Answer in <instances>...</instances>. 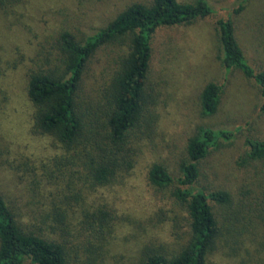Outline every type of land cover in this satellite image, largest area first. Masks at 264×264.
Wrapping results in <instances>:
<instances>
[{
    "label": "rangeland",
    "instance_id": "1",
    "mask_svg": "<svg viewBox=\"0 0 264 264\" xmlns=\"http://www.w3.org/2000/svg\"><path fill=\"white\" fill-rule=\"evenodd\" d=\"M142 1L16 0L8 10L0 8V193L24 206V221L30 209L45 211L52 199L59 203L61 191L74 189L68 186L71 167L66 162L59 165V179L48 180L49 173L58 170L54 159L64 153L52 137L33 127L25 91L27 60L38 45L48 47L58 32L67 30L82 39L104 28L132 2ZM207 1L215 10L212 17L165 29L154 41L150 78L156 86L150 91L153 99L149 105L155 123L149 136L139 137L140 155L132 170L105 188L83 187L77 182L81 191L63 200L62 207L69 205L67 220L73 236L79 229L82 208L106 207L117 215V225L95 251V264H140L143 248L163 244L165 250H172L186 243L187 214L176 202L173 186L154 187L146 174L158 164L177 177L179 163L186 160L187 139L206 127L232 130L236 138L221 143L198 163L196 186L206 193L227 192L230 197L229 205L211 204L221 234L209 261L264 264V159H249L245 144L246 139L264 141L262 100L257 85L240 71L225 75L214 26L217 19L231 15L248 63L263 71L264 0H248L238 14H234L238 0ZM126 44L127 40L104 45L91 57L81 85L86 102L102 98ZM208 82L222 85V93L217 112L203 116L198 97ZM34 179L41 180L40 186L32 184ZM69 240L74 247L81 243L76 237ZM87 256L81 251L80 262L75 264L86 263Z\"/></svg>",
    "mask_w": 264,
    "mask_h": 264
},
{
    "label": "trees",
    "instance_id": "2",
    "mask_svg": "<svg viewBox=\"0 0 264 264\" xmlns=\"http://www.w3.org/2000/svg\"><path fill=\"white\" fill-rule=\"evenodd\" d=\"M13 1L16 0H0V8L8 10ZM247 2L238 0L234 14L243 11ZM214 14L207 0L132 2L94 34L76 39L69 31L62 30L48 47L38 45L33 55L25 59V91L35 131L52 137L64 153L54 159L58 170L49 173L51 177L47 179L51 183L53 178L59 179L56 175L62 172L59 165L63 162L71 167L68 186L74 187L73 192L81 191L77 182H82L83 187L87 184L93 189L105 188L129 174L140 155L139 137L149 136L155 123L149 104L153 99L150 91L156 86L150 77L157 35L165 29L189 26ZM214 26L225 75L238 70L251 79L259 88L260 109L264 111V70L256 71L248 63L236 38L231 15L217 19ZM124 40H127L126 49L118 57L117 68L103 89L102 98L86 102L81 85L91 57L104 45ZM221 93L222 85L215 82L202 87L198 105L203 116L217 112ZM235 139L232 130L198 128L186 141V160L179 163L177 177L158 164L148 169L149 184L157 188L173 186L176 202L185 207L189 239L172 250H165L163 244L143 248L140 264H211L209 256L221 234L211 204L229 205L230 197L227 192L206 193L196 186L200 178L198 163L221 143ZM245 144L249 159H264V141L246 139ZM40 183L39 179L32 182L34 186ZM72 191H61L59 203L52 199L45 211L30 209L26 221L22 219L24 206L8 201L0 193V264H27L28 261L75 264L77 260L80 262L81 251L88 255L86 263L81 260V264L96 263L95 251L106 243L117 225V215L106 207L90 211L82 208L79 229L73 236L67 220L69 205L62 207L63 200L76 195ZM70 237L81 239L80 245L74 247Z\"/></svg>",
    "mask_w": 264,
    "mask_h": 264
}]
</instances>
